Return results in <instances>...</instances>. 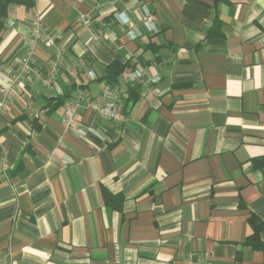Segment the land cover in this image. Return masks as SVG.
<instances>
[{
  "label": "crops",
  "instance_id": "1",
  "mask_svg": "<svg viewBox=\"0 0 264 264\" xmlns=\"http://www.w3.org/2000/svg\"><path fill=\"white\" fill-rule=\"evenodd\" d=\"M36 14L49 48L31 37ZM29 51L0 111V264H264V228L253 240L248 223L264 225V0L10 4L0 87ZM135 69L148 88L127 83ZM105 84L127 94L122 120L83 106L75 119L97 135L66 129L68 103Z\"/></svg>",
  "mask_w": 264,
  "mask_h": 264
},
{
  "label": "built area",
  "instance_id": "2",
  "mask_svg": "<svg viewBox=\"0 0 264 264\" xmlns=\"http://www.w3.org/2000/svg\"><path fill=\"white\" fill-rule=\"evenodd\" d=\"M115 20L118 21L120 27L124 29L125 35L129 40L135 41L141 38L142 34L139 30V26L129 19V17L123 12L116 14ZM79 21L85 26L90 24L89 20L84 15H79ZM154 21V15L146 11L141 17L140 25L145 27L147 31H152L155 30ZM106 35L107 32L101 31L98 33V37ZM31 37L35 43L42 42L47 48L51 47L53 44L48 29L43 25L41 15L36 14L31 16ZM32 54L33 52L29 51L22 59L21 69L15 78L3 80V85L0 87V111L9 110L7 101L10 100L11 95L16 91L17 82L25 78L32 71ZM126 80L128 84L140 85L145 88L150 86L145 78L144 72L140 69L132 71ZM44 82L46 85H50L51 78L44 80ZM126 98V93L117 91L106 84L103 85L100 95L91 100L87 98L85 93L79 92L78 95L66 106L62 118V124L68 130H85L89 133L97 135V132H95L92 128L86 127L75 119L76 113L83 106H85L86 108H93L97 110L100 115V119L103 122H119L123 117L122 102Z\"/></svg>",
  "mask_w": 264,
  "mask_h": 264
},
{
  "label": "trees",
  "instance_id": "3",
  "mask_svg": "<svg viewBox=\"0 0 264 264\" xmlns=\"http://www.w3.org/2000/svg\"><path fill=\"white\" fill-rule=\"evenodd\" d=\"M10 4H19V5L21 4L24 5L26 8H31L33 6V0H0V33L3 30V20L6 17L7 7ZM124 68L125 65H120L117 62L111 63L107 68V74L105 76L107 82L113 84L116 81L117 77L123 72ZM136 100H137V95L134 90H131L129 96V102L131 104H134ZM248 223L253 229L252 239L254 240L258 236L259 232L264 228V225L253 215L249 216ZM252 239H249L247 241V244L252 243V245L255 247ZM258 247H262V245H258Z\"/></svg>",
  "mask_w": 264,
  "mask_h": 264
}]
</instances>
